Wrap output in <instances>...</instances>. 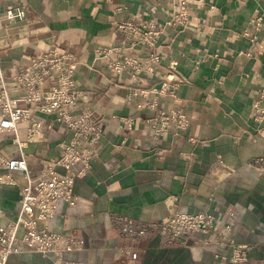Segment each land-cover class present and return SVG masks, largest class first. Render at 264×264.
Instances as JSON below:
<instances>
[{
  "label": "crops",
  "instance_id": "obj_1",
  "mask_svg": "<svg viewBox=\"0 0 264 264\" xmlns=\"http://www.w3.org/2000/svg\"><path fill=\"white\" fill-rule=\"evenodd\" d=\"M9 9L25 16L11 22ZM56 49L73 53L80 64L71 111L90 110L104 132L90 171L75 176L76 206H61L49 222L50 230L82 242L64 259L264 264V0H0V64L8 75ZM11 94L24 96L18 89ZM176 112L185 119L183 129L171 119ZM33 113L43 122L40 135L28 140L29 123H20L21 150L14 132L0 133V156L23 153L30 174L38 176L60 156L68 135L63 120ZM7 175L14 181L0 182V210L12 221L27 180L0 164V177ZM175 208L210 213L218 227L166 246L158 236L124 240L112 224L114 215L156 223ZM240 246L245 258L236 262ZM7 264L53 260L24 253Z\"/></svg>",
  "mask_w": 264,
  "mask_h": 264
},
{
  "label": "built area",
  "instance_id": "obj_2",
  "mask_svg": "<svg viewBox=\"0 0 264 264\" xmlns=\"http://www.w3.org/2000/svg\"><path fill=\"white\" fill-rule=\"evenodd\" d=\"M24 16L25 12L21 9H9L5 17L15 22ZM136 33L138 35L139 32ZM157 35L158 32L153 30V40ZM152 60L156 61L158 57ZM79 65L73 53L59 49L32 59L13 75H8L0 64V133L14 132V142L22 150L25 144L17 135L20 123H29L28 140L40 135L43 130V122L34 116L33 109H36L63 120L67 124L68 135L67 141L60 144V156L38 176L30 174L23 153L19 158L0 156L1 165L10 172L24 173L27 180L22 189L17 219L4 221V213L0 210V264H7L9 257L14 254L24 253H40L51 257L53 264H77L64 259V253L80 250L82 242L77 243L75 239L64 238L50 230L49 222L56 218L61 206H76L78 198L74 193L75 176H83L90 171L91 161L97 155L96 147L104 133L101 125L91 118L90 110L81 113L71 111L79 97L75 81ZM47 83L51 86L47 87ZM15 89L24 93L23 98L12 96L11 92ZM21 100L28 105L21 106ZM171 119L176 121L178 128L186 127L185 119L178 112ZM162 120L168 123L170 118ZM59 168H63L65 173H60ZM259 169L264 177V166ZM12 181L14 179L11 175L0 177V182ZM229 216L233 214L229 213ZM112 224L124 240L139 243L151 236H158L164 245L173 246L184 244L194 233L212 232L219 223L217 217L210 213L192 214L175 208L168 217L156 223L136 222L124 215H114ZM230 229L231 225L225 226L226 232ZM20 230L23 231L21 235ZM214 238H209L207 243L215 242ZM245 247L234 249L236 262L244 261ZM126 253H131L133 258L137 257L129 249Z\"/></svg>",
  "mask_w": 264,
  "mask_h": 264
}]
</instances>
